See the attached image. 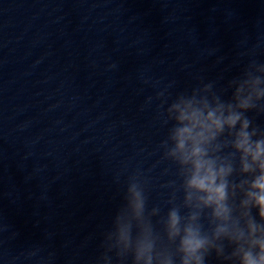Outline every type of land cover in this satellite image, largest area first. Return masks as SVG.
<instances>
[{"label": "clouds", "instance_id": "1", "mask_svg": "<svg viewBox=\"0 0 264 264\" xmlns=\"http://www.w3.org/2000/svg\"><path fill=\"white\" fill-rule=\"evenodd\" d=\"M197 79L154 97L166 199L149 206L139 169L114 175L122 202L93 264H264V61L248 59L227 80Z\"/></svg>", "mask_w": 264, "mask_h": 264}]
</instances>
